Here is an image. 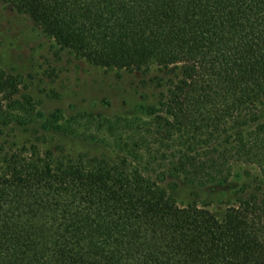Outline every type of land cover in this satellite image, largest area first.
<instances>
[{
    "label": "trees",
    "instance_id": "1",
    "mask_svg": "<svg viewBox=\"0 0 264 264\" xmlns=\"http://www.w3.org/2000/svg\"><path fill=\"white\" fill-rule=\"evenodd\" d=\"M62 49L104 69L180 68L148 121L99 122L114 159L60 162L36 146L0 145V264H264V193L222 218L180 207L164 180L264 178V0H0ZM0 70V137L41 117ZM41 126L64 131L59 122ZM54 125V126H53ZM122 137V136H121Z\"/></svg>",
    "mask_w": 264,
    "mask_h": 264
},
{
    "label": "rangeland",
    "instance_id": "2",
    "mask_svg": "<svg viewBox=\"0 0 264 264\" xmlns=\"http://www.w3.org/2000/svg\"><path fill=\"white\" fill-rule=\"evenodd\" d=\"M0 70L19 79L22 93L32 97L41 114L30 126L5 131L0 145L36 146L54 160L86 166L118 156L119 138L132 142L134 131L109 132L99 122L128 121L131 126L135 120L148 121L143 108H158L167 92L152 81L167 82L180 75L179 67L153 65L130 72L94 66L60 48L30 17L5 5H0ZM51 117L49 126L58 121L64 131L42 129ZM161 188L180 207L195 204L222 218L239 198L256 190L264 193V178L253 166H236L230 182L223 186L164 180Z\"/></svg>",
    "mask_w": 264,
    "mask_h": 264
}]
</instances>
